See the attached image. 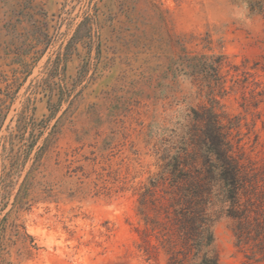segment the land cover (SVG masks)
<instances>
[{"label": "rangeland", "instance_id": "1", "mask_svg": "<svg viewBox=\"0 0 264 264\" xmlns=\"http://www.w3.org/2000/svg\"><path fill=\"white\" fill-rule=\"evenodd\" d=\"M195 54L226 57L220 110L264 164V96L244 106L264 92V0H0V264L186 254L166 163L208 104ZM232 228L214 224L219 264H264Z\"/></svg>", "mask_w": 264, "mask_h": 264}, {"label": "trees", "instance_id": "2", "mask_svg": "<svg viewBox=\"0 0 264 264\" xmlns=\"http://www.w3.org/2000/svg\"><path fill=\"white\" fill-rule=\"evenodd\" d=\"M259 11H262V1ZM224 55H183L182 66L191 67L199 97L208 104L192 107V124L181 138V155L167 159L166 169L174 179L172 196L177 219L176 236L187 252H174L169 264H219L215 249L214 224L222 216L232 220L237 246L249 250V259L264 260V164L246 156L234 130L239 117L220 110L225 87ZM182 71V68H181ZM264 92L252 91L245 98L247 111L257 107ZM182 156V157H181ZM1 232V228H0Z\"/></svg>", "mask_w": 264, "mask_h": 264}]
</instances>
